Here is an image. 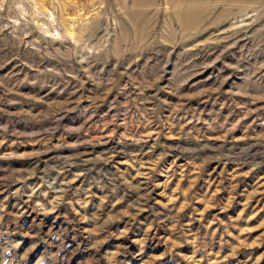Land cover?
Instances as JSON below:
<instances>
[{
	"label": "rangeland",
	"instance_id": "obj_1",
	"mask_svg": "<svg viewBox=\"0 0 264 264\" xmlns=\"http://www.w3.org/2000/svg\"><path fill=\"white\" fill-rule=\"evenodd\" d=\"M0 264H264V0H0Z\"/></svg>",
	"mask_w": 264,
	"mask_h": 264
}]
</instances>
